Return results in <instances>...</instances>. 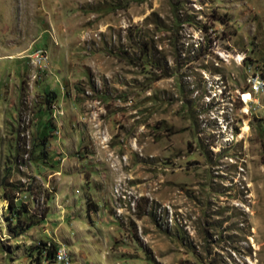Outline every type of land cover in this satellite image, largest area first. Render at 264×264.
I'll list each match as a JSON object with an SVG mask.
<instances>
[{
	"label": "rangeland",
	"instance_id": "obj_1",
	"mask_svg": "<svg viewBox=\"0 0 264 264\" xmlns=\"http://www.w3.org/2000/svg\"><path fill=\"white\" fill-rule=\"evenodd\" d=\"M4 177L0 264H264V0H0Z\"/></svg>",
	"mask_w": 264,
	"mask_h": 264
},
{
	"label": "trees",
	"instance_id": "obj_2",
	"mask_svg": "<svg viewBox=\"0 0 264 264\" xmlns=\"http://www.w3.org/2000/svg\"><path fill=\"white\" fill-rule=\"evenodd\" d=\"M144 49L146 50V46ZM143 58L146 60L147 55L144 54ZM44 126L45 129L50 126L54 128V126H52V121L48 119L45 120ZM46 138L47 135L42 131L37 137L40 143L36 141L33 144L34 150L43 148ZM0 187L2 189L1 198L7 202V215L5 216V220L8 223L9 230L13 234H21L38 225L43 220L44 211L39 217L36 214L34 215L27 201L18 196L22 190L17 184L8 182L7 178L4 177L0 181ZM25 192L30 193V190H25ZM24 198H26V196H24ZM57 250L58 247L53 243H42L41 245L32 246L28 249L29 264H56L55 255Z\"/></svg>",
	"mask_w": 264,
	"mask_h": 264
},
{
	"label": "built area",
	"instance_id": "obj_3",
	"mask_svg": "<svg viewBox=\"0 0 264 264\" xmlns=\"http://www.w3.org/2000/svg\"><path fill=\"white\" fill-rule=\"evenodd\" d=\"M252 88L255 91H258V89L260 88V83H259V79L258 78L254 79V81L252 83ZM55 262L57 264H61L63 262H67V257H66V255H61V250H57L56 255H55Z\"/></svg>",
	"mask_w": 264,
	"mask_h": 264
},
{
	"label": "bare ground",
	"instance_id": "obj_4",
	"mask_svg": "<svg viewBox=\"0 0 264 264\" xmlns=\"http://www.w3.org/2000/svg\"><path fill=\"white\" fill-rule=\"evenodd\" d=\"M64 263H69L68 259H67V262H63V263H61V264H64Z\"/></svg>",
	"mask_w": 264,
	"mask_h": 264
}]
</instances>
